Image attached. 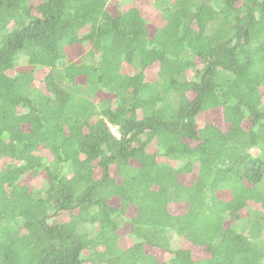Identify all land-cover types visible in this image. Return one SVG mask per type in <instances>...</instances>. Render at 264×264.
Masks as SVG:
<instances>
[{
  "label": "trees",
  "instance_id": "trees-1",
  "mask_svg": "<svg viewBox=\"0 0 264 264\" xmlns=\"http://www.w3.org/2000/svg\"><path fill=\"white\" fill-rule=\"evenodd\" d=\"M109 2L0 0V264H264V0Z\"/></svg>",
  "mask_w": 264,
  "mask_h": 264
},
{
  "label": "rangeland",
  "instance_id": "rangeland-1",
  "mask_svg": "<svg viewBox=\"0 0 264 264\" xmlns=\"http://www.w3.org/2000/svg\"><path fill=\"white\" fill-rule=\"evenodd\" d=\"M156 2L157 0H144L141 3L137 2L136 0H110V2L107 5V11L110 13V15L116 16L120 12L125 11L130 7L138 6L142 11V15L147 19V21L151 22L155 26L163 27L164 22L159 17L157 10L155 9ZM72 54L74 56L76 54V51L73 50ZM149 78L151 80H155V75H150ZM207 122L214 123L221 127H224L222 115L218 111H212L203 116L202 115L200 116V125H203L204 123ZM112 131L116 133V129L112 128ZM113 175L116 176L115 169H113ZM193 180L194 177L192 176H188V175L181 176V181L185 184H191ZM218 195L225 200L231 199V194L229 191L220 192ZM112 203L114 205H119V202L117 200H113ZM174 208L180 210L183 209L182 206H176ZM195 254L199 258L201 257V251L200 252L198 251ZM166 257H168V255H166Z\"/></svg>",
  "mask_w": 264,
  "mask_h": 264
},
{
  "label": "clouds",
  "instance_id": "clouds-1",
  "mask_svg": "<svg viewBox=\"0 0 264 264\" xmlns=\"http://www.w3.org/2000/svg\"><path fill=\"white\" fill-rule=\"evenodd\" d=\"M116 134V133H115Z\"/></svg>",
  "mask_w": 264,
  "mask_h": 264
}]
</instances>
